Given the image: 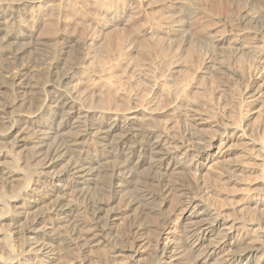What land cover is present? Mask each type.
I'll list each match as a JSON object with an SVG mask.
<instances>
[{
  "label": "rangeland",
  "instance_id": "1",
  "mask_svg": "<svg viewBox=\"0 0 264 264\" xmlns=\"http://www.w3.org/2000/svg\"><path fill=\"white\" fill-rule=\"evenodd\" d=\"M17 1L26 0H0V5L14 8ZM22 9L34 17L36 41L18 45L26 49L20 61L0 55V135L8 132V121L47 103L54 77L70 63L73 75L63 86L78 108L119 118L137 110V123L162 136L181 165L156 176L138 170L134 181L142 184L114 196L111 162L82 191L67 195V202L81 209L73 214L76 219L104 230L91 254L76 257L73 219L57 222L41 199L44 170L32 145L17 147L23 136L16 133L0 138L3 166L14 159L12 167L22 174L10 182L0 177V264H135L158 248L175 246L181 250L174 264H200L198 254L177 245L175 235L196 206L242 222V231L248 224L264 230V0H36ZM62 35L74 46L54 71L57 52L66 48ZM16 68H23L27 92L13 88L12 94L6 86ZM97 138L86 136L81 145L92 149L101 145ZM198 139L219 148L211 160L193 144ZM68 158L74 162L64 158L50 173L61 172ZM161 177L169 190L158 184ZM24 200L38 203L26 218L12 221L16 203ZM34 217L48 228L52 224L57 241L50 242L49 259L26 257ZM133 228L145 245L136 248L135 258H114L117 249L137 245Z\"/></svg>",
  "mask_w": 264,
  "mask_h": 264
},
{
  "label": "bare ground",
  "instance_id": "2",
  "mask_svg": "<svg viewBox=\"0 0 264 264\" xmlns=\"http://www.w3.org/2000/svg\"><path fill=\"white\" fill-rule=\"evenodd\" d=\"M35 3L36 0L17 1L14 8L7 7V9L0 5V55L7 53L8 56L13 57V60L20 61L26 49L18 48V45L24 39L36 41L31 29V24L35 22L34 17L30 11L22 9L26 5ZM59 40L66 45V48L64 51L62 49L57 52L59 54L52 64L54 71L67 62L68 48L74 44L73 39L67 35H62ZM214 40L218 42L222 38L215 37ZM57 41L58 39L51 40L53 43ZM78 45L82 46L83 43ZM73 66L69 63L66 71L59 78L54 77L55 84L50 85L53 89L52 96L47 103H41L31 113L17 115L8 121L9 130L5 135H0V138H9L16 133L20 137L23 136L17 139V147L32 145L33 153L40 160L44 170L42 178L46 186L44 190L40 188L41 199L47 203L48 209L51 207L55 211L57 222L67 223L70 218L73 219L71 224H73L78 243H71V246L78 247L76 257L82 255L85 257L88 253L91 254L103 240L104 230L96 224L88 225L87 222L76 219L77 216L73 214L81 209L73 202L68 203L67 195L82 191L98 177L99 169L111 162L116 163L110 175V185L114 196L125 192L132 185L142 184V182L134 181L138 170H144L147 176L150 174L156 176L176 170L181 164L165 147V139L162 136L137 123L134 116L137 110L119 118L114 113L95 114L88 109L78 108L69 91L63 86L71 80ZM22 70L23 68H16L8 75L9 80H6V86L11 89L12 94L13 88H16L18 92L28 91V83ZM61 85L63 89L60 88ZM91 134L98 137L97 141L101 145L86 149L81 145V139ZM193 144L200 146L197 150L206 155L208 160L214 157L212 150L219 149L212 142L203 143L199 139ZM67 157L72 159L74 157V162H69L68 158L69 163L61 172L51 174L50 170ZM3 159H5L4 154L0 151V175H2L0 177L10 182L22 175L20 170L12 167L14 159H11L6 166H3L5 163L1 162ZM161 181L158 184L167 188L162 177ZM148 201L149 198L143 200L144 203ZM36 203H38L37 200L16 203L12 221L26 218L27 212ZM129 205L134 206L131 203ZM140 207L145 209L146 205L141 204ZM196 207L183 216L182 222L175 228L177 245H184L189 253L198 254L200 264H264V240H261L264 230L248 224L250 228L242 231L240 229L243 227H240L242 222H231L219 214H212L207 208ZM169 220L168 217L164 219V227ZM40 221L38 217L30 220L29 234L26 236L28 248L26 257L33 260H38L39 257L48 258L51 255L50 250L48 251L50 242L57 241L50 232L52 224H49L50 228H48ZM133 229L132 232H137L135 234L137 245L134 248L117 249L114 252V258H135L136 248L145 245L143 240H139V229ZM175 247H171L170 250L164 247L158 248L152 257L138 260L135 264H174L180 258L181 250Z\"/></svg>",
  "mask_w": 264,
  "mask_h": 264
}]
</instances>
